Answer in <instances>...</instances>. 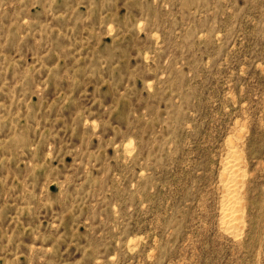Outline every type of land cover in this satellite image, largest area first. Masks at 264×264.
<instances>
[{"label": "rangeland", "instance_id": "rangeland-1", "mask_svg": "<svg viewBox=\"0 0 264 264\" xmlns=\"http://www.w3.org/2000/svg\"><path fill=\"white\" fill-rule=\"evenodd\" d=\"M0 264H264V0H0Z\"/></svg>", "mask_w": 264, "mask_h": 264}]
</instances>
